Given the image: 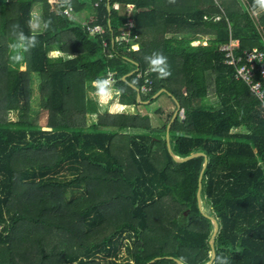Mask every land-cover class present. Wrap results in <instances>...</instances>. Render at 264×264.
Instances as JSON below:
<instances>
[{"label": "trees", "instance_id": "trees-1", "mask_svg": "<svg viewBox=\"0 0 264 264\" xmlns=\"http://www.w3.org/2000/svg\"><path fill=\"white\" fill-rule=\"evenodd\" d=\"M34 4L38 44L13 65L11 26L32 34ZM255 11L253 0H72L81 22L55 0H0V264H207L212 250L208 264H264V107L220 48L264 50ZM129 15L137 37L117 44ZM153 51L168 78L148 71ZM108 74L134 112L88 95ZM161 89L175 115L142 113ZM167 136L177 156L202 154L175 161Z\"/></svg>", "mask_w": 264, "mask_h": 264}, {"label": "clouds", "instance_id": "clouds-1", "mask_svg": "<svg viewBox=\"0 0 264 264\" xmlns=\"http://www.w3.org/2000/svg\"><path fill=\"white\" fill-rule=\"evenodd\" d=\"M59 4L60 8H63L65 12H70L72 8V0H55ZM170 3H174L175 0H169ZM256 9L264 11V0H253V10ZM51 18L42 22L43 30H47L52 25ZM33 33L28 35L22 30L19 24H14L10 29L11 41L7 47L9 49V60L13 65L20 64L25 60V54L30 48L36 47L38 39L36 30L40 28L39 24L31 26ZM136 50H139V45L134 46ZM145 63L148 66V71L155 73L158 78L166 79L171 76V68L168 63V58L162 51H153L144 57ZM114 81L111 78V74L101 76L92 81V86L95 89V94L98 98L111 99L114 95L123 94L122 90L114 88ZM214 264H229L228 258L223 255H218L214 261Z\"/></svg>", "mask_w": 264, "mask_h": 264}, {"label": "built area", "instance_id": "built-area-1", "mask_svg": "<svg viewBox=\"0 0 264 264\" xmlns=\"http://www.w3.org/2000/svg\"><path fill=\"white\" fill-rule=\"evenodd\" d=\"M116 7V5H114ZM133 3L127 4V10L132 11ZM65 11V10H64ZM67 13H71L67 12ZM125 29L121 30L117 37V44H121L123 40H129L131 37L136 38V34H132V26L134 18L129 15L125 22ZM90 34L98 33L103 30L100 24L86 25L85 28ZM133 35V36H132ZM135 44L132 45V47ZM238 46V41L232 40L229 44H224L220 48L225 51V62L235 68V80H243L250 91H252L264 107V50L254 46L243 49L236 53L234 48ZM148 89L145 85L141 86L144 92Z\"/></svg>", "mask_w": 264, "mask_h": 264}, {"label": "rangeland", "instance_id": "rangeland-1", "mask_svg": "<svg viewBox=\"0 0 264 264\" xmlns=\"http://www.w3.org/2000/svg\"><path fill=\"white\" fill-rule=\"evenodd\" d=\"M50 3L52 4V6H54V0H50ZM39 11H40V5L38 4H34L33 7H32V14H33V18H32V25L34 24H40V14H39ZM254 16H255V20H257L259 18V14L257 11L253 12ZM81 13L79 14V17L78 18H81L80 17ZM70 16L73 18H75L73 12L70 13ZM86 15L83 14L82 16V19L85 20ZM259 28H261V26L259 25ZM235 40V39H234ZM193 44H199V41L198 40H195V41H192ZM201 43H205V41L201 42ZM137 44H135L134 46H136ZM133 46V47H134ZM135 48V47H134ZM62 54V52H59L57 50H52V51H49V55L50 56H58ZM25 66L22 65L21 68H24ZM35 88V87H34ZM33 94L31 95V98L36 96L38 94V90L35 88L34 91L32 92ZM91 96V98H94L98 101V103L101 105V109H106L108 111H126V112H133L134 111V108L130 110L129 107H125V106H122L120 103H119V100H118V94L117 95H114L111 99L109 98H98L95 94V90L94 91H89V94ZM162 97L163 98V102L165 103V105L167 106L165 109H163V107L160 106L161 110H163V115L162 117L164 119H166L167 117V114L168 112H172V110L176 109V104L175 102H173V100L169 97V95L166 93V92H160L158 93V96H156L155 98V94L151 97H149L146 101H144V107L143 109L141 110L142 113L144 112H149V111H153V110H156L154 108H158V103H157V98L158 97ZM155 98V100H154ZM33 99V98H32ZM153 100V101H151ZM34 104L36 105V103L34 102ZM208 109V108H207ZM210 109V108H209ZM164 110H167L166 113L164 112ZM232 112V110H230V113ZM158 113V112H157ZM156 113V114H157ZM46 112H41L39 115H38V118L36 119V123H38V125H40L42 128H46L45 126V122H46ZM153 116H157L155 115V113H153ZM10 117L11 118H14L15 117V114L14 113H11L10 112ZM124 242H127V239L124 238L123 239V243ZM121 251L119 252V256H122L123 255V250H124V247H121L120 249ZM192 252V250H191Z\"/></svg>", "mask_w": 264, "mask_h": 264}, {"label": "water", "instance_id": "water-1", "mask_svg": "<svg viewBox=\"0 0 264 264\" xmlns=\"http://www.w3.org/2000/svg\"><path fill=\"white\" fill-rule=\"evenodd\" d=\"M162 91H165V90H164V89L159 90V91L155 94V96H157L158 93H160V92H162ZM165 92H166V91H165ZM174 115H175V114H174ZM167 144H168L169 152L171 153V155H172V157H173V159H174L175 161H182V160L188 159V158H190V157H192V156L202 154V151H196V152L191 153V154L188 155V156L180 157V156H177L176 154H174L173 151L171 150V147H170V144H169V141H168V136H167ZM205 165H206V160L204 161V166H205ZM209 216H210V215H209ZM210 218H211L212 221L214 222V230H213V232H212V234H211V237H210L209 243H210L211 246H213L214 235H215L216 232H217L218 224H217L216 219H215L214 217L210 216ZM213 257H214V250H212L211 259H212ZM211 259L208 261V263H210ZM176 260H177L180 264H184V263H182L179 259H176ZM208 263H207V264H208Z\"/></svg>", "mask_w": 264, "mask_h": 264}, {"label": "crops", "instance_id": "crops-1", "mask_svg": "<svg viewBox=\"0 0 264 264\" xmlns=\"http://www.w3.org/2000/svg\"><path fill=\"white\" fill-rule=\"evenodd\" d=\"M79 14H80V12L79 13H74V16H75V19H77V20H80L81 22H83L84 21V19H82V16H83V14H81L80 15V17L81 18H78L79 17ZM93 17V14H91V15H89V17ZM86 19V18H85ZM158 96V95H157ZM155 98H156V96H155ZM155 98H154V100H155ZM173 100V99H172ZM151 101H153V100H151ZM157 105H158V108H154V109H156V110H151V111H149L148 113L150 114V115H152L153 116V113H155V115H156V113L158 114V115H160L161 117H162V113H163V110H161V108H160V106L161 107H163V109H165L167 106L165 105V103L163 102V98L160 96V97H158L157 98ZM174 102V101H173ZM122 106H125V107H129L130 108V110L131 109H133V106H127V105H123V104H121ZM175 110L176 109H174V112H173V115H174V113H175ZM166 111L167 110H164V112L166 113ZM173 111V110H172ZM134 112V111H133ZM168 113H170V112H168ZM163 118V117H162Z\"/></svg>", "mask_w": 264, "mask_h": 264}]
</instances>
